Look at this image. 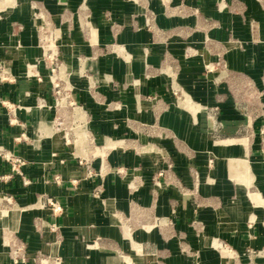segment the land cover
<instances>
[{
	"label": "crops",
	"instance_id": "obj_1",
	"mask_svg": "<svg viewBox=\"0 0 264 264\" xmlns=\"http://www.w3.org/2000/svg\"><path fill=\"white\" fill-rule=\"evenodd\" d=\"M20 1L6 7L0 21V53L6 50L12 77L0 82V192L21 208L11 220L23 248L21 262L0 264H228L210 247L212 239L227 244L239 264L253 259L252 264H264L244 256L264 244L262 231L240 227L255 220L249 207L239 200L225 210L208 209L207 203L228 200L230 188L218 184L208 188L217 198L204 199L193 222L189 191L200 188L194 184L199 173L193 155L169 134L147 130H174L176 119L166 121L174 85L195 102L215 103L225 74L205 73L208 50L217 57L227 40L237 39L244 51L230 52L228 63H264L262 5L257 0ZM36 10L51 16L61 52L70 59L73 110L82 113L86 138L96 145L84 154L60 142L51 129L54 99L31 25ZM105 45L126 48L135 65L111 55L100 64L79 57ZM252 73L258 78L260 72ZM188 97L177 107L193 115L203 109ZM107 140L118 145L107 147ZM218 145L235 152L242 145V154L247 152L243 139ZM7 154L23 162L14 170ZM86 163L94 171L90 178ZM242 166V159H230V177L244 176L237 172ZM244 196L257 202L254 194ZM49 199L60 212L46 206Z\"/></svg>",
	"mask_w": 264,
	"mask_h": 264
},
{
	"label": "rangeland",
	"instance_id": "obj_2",
	"mask_svg": "<svg viewBox=\"0 0 264 264\" xmlns=\"http://www.w3.org/2000/svg\"><path fill=\"white\" fill-rule=\"evenodd\" d=\"M16 1L18 4L16 3L15 6L22 5L20 0ZM257 1L262 5L264 12V0ZM13 5L14 0H0V21L10 10L6 7ZM31 25L36 34L41 61L48 72V80L54 99L50 119L54 124L51 129L55 131L56 138L60 142L65 144L67 141L72 148L75 147L83 153L84 148H91L96 145H93V141H91L94 138H86V127L82 113L77 110L74 111L76 106L71 105L73 103L69 71L71 64L70 59L65 58L66 56H63L61 52V38L56 30L57 26L49 14L41 13L39 10L32 13ZM254 31L251 24L250 33ZM86 32V30H82L83 34ZM208 51L211 60L206 62L205 73L208 75L221 72L225 74L220 82L222 92L219 93L215 103L209 106L195 102L178 85H174L170 88L174 102L166 110L168 113L166 121L176 119L174 123L171 122L174 130L169 131L165 126L148 127L147 130L154 129L159 131L162 136L169 134L172 143L179 145L193 155V167L199 173H194V184L200 187L189 191L193 222L197 220L201 202L204 199H213L212 197L217 195L215 190L210 191L208 188L223 184L224 187L227 185L230 188L227 202H222L219 199L207 203L206 207L212 211L225 210L226 206L233 207L239 200H242V203L249 207V212L254 214L255 220L252 223L243 221L240 227L248 228L254 233L258 231V234L262 231L264 236V63L243 62L237 63L235 66L228 63L226 56L230 52L244 51L243 44L237 39L230 38L227 40V43L217 53V57L212 50V52ZM3 52L6 54V50ZM5 54L0 53V77H8L10 80L12 78H9L11 76L10 67L3 58ZM105 55L117 56L126 64L135 65V62L131 61L133 54H130L126 48L115 45L96 46L90 48L88 52L84 50L79 53L81 59L89 56L90 60L98 64L101 63ZM136 66H138L137 63ZM52 69L54 72L51 71ZM252 72H260L258 78H254ZM187 97L190 102L203 109L193 115L185 109L178 108L177 102L185 101ZM230 129H234V131H230ZM98 139L96 137V140ZM228 139H243L247 145V152L242 154V145L237 146L238 152L228 151L226 146L218 145V142ZM105 145L115 147L118 143L107 140ZM230 159L243 160V166L237 172L240 171L239 174L245 173L244 176L230 177L227 169ZM19 160L20 163L14 164L15 168L23 162L21 159ZM102 160L105 158L99 159V161ZM8 163L13 165L12 162L8 161ZM85 165L86 171L91 172V177L94 176L91 165L89 163ZM244 183L248 184L247 187ZM238 192L243 194L241 198H238ZM244 192L246 195H256L257 202L253 203L250 199L248 200V197L244 196ZM45 203L52 211L47 201ZM15 204L12 200L8 201L7 197L0 192V261L9 259L14 262H21L22 260V242L18 238V233L15 231L11 220V215L14 217L21 210ZM52 230L55 231L56 229ZM210 247L215 250L216 255L223 262L239 264L238 261L235 262L230 257L232 250L224 242L212 239ZM233 256L237 257L236 254ZM244 256L264 260V244L258 250H249ZM191 257H197V255L191 254ZM253 260H249V264H252Z\"/></svg>",
	"mask_w": 264,
	"mask_h": 264
},
{
	"label": "built area",
	"instance_id": "obj_3",
	"mask_svg": "<svg viewBox=\"0 0 264 264\" xmlns=\"http://www.w3.org/2000/svg\"><path fill=\"white\" fill-rule=\"evenodd\" d=\"M51 71L54 72L53 69H52ZM6 80H8V77H0V81H6ZM56 87H57V86H56ZM71 105L74 106V103H71ZM11 107H13V106H12V105H8L7 108L10 110ZM5 159H6L7 161L13 163L12 168H13L14 170H15V165H14V164H16V163H20L19 158L17 159L16 157L12 156L11 154H7V155H5ZM81 163H82V162H81ZM91 175H92L91 172H89V171L87 170V172H86V177H87V178H90ZM47 203H48V205L51 207L53 213H58V212L61 211L60 206L57 205V204H56L55 202H53L52 200H50V199L47 200Z\"/></svg>",
	"mask_w": 264,
	"mask_h": 264
}]
</instances>
